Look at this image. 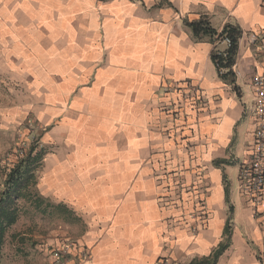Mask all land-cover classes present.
Returning <instances> with one entry per match:
<instances>
[{
	"label": "crops",
	"instance_id": "0c3cea01",
	"mask_svg": "<svg viewBox=\"0 0 264 264\" xmlns=\"http://www.w3.org/2000/svg\"><path fill=\"white\" fill-rule=\"evenodd\" d=\"M199 18L242 31L233 85L184 24ZM262 30L264 0H0V92L21 99L6 113L42 129L38 191L77 219L86 264H192L228 223L216 264H264V231L226 197L223 167L248 155Z\"/></svg>",
	"mask_w": 264,
	"mask_h": 264
},
{
	"label": "rangeland",
	"instance_id": "374dc122",
	"mask_svg": "<svg viewBox=\"0 0 264 264\" xmlns=\"http://www.w3.org/2000/svg\"><path fill=\"white\" fill-rule=\"evenodd\" d=\"M18 100L21 99L15 100L13 96L5 99V94L0 92V195L4 192L7 173L14 169L16 162L25 156L31 146L36 147L43 132L31 115L26 116L23 122L8 116L5 108L17 106ZM249 102L246 105H250ZM248 114L249 112L246 116ZM244 146H240L243 151ZM243 158L244 153L238 160L223 166L234 203L242 199L239 193L238 169L244 161ZM38 174L39 170L36 172L34 169L25 174V178L30 177V181L16 199L17 221L6 231L0 264H79L81 259L79 256L74 257L73 251L67 257L60 255L64 242H73L75 239L69 225L77 226V219L71 213L48 208L45 203L38 209L33 205V197L28 199L34 192H39ZM193 218H196V214L187 211L184 219ZM227 225L230 226V223Z\"/></svg>",
	"mask_w": 264,
	"mask_h": 264
},
{
	"label": "trees",
	"instance_id": "16d2710c",
	"mask_svg": "<svg viewBox=\"0 0 264 264\" xmlns=\"http://www.w3.org/2000/svg\"><path fill=\"white\" fill-rule=\"evenodd\" d=\"M184 24L188 26L194 37L199 38L201 36H208L214 42L215 39L227 38L230 42L229 47L224 51L225 57L218 56L216 52L212 51L211 60L216 68L218 76L221 80L231 85L234 84V75L231 71V67L234 65L235 56L237 52L238 41L242 36V31L236 25H226L221 32L217 33L210 26L209 22L205 18H199L195 21H184ZM223 71V73H220ZM31 146L24 157L20 158L14 169L10 170L5 176L4 181V192L0 195V255L4 244V238L6 231L9 227L13 226L17 221L16 211V199L21 195L22 188L27 187L30 177L25 178V174H28L30 170L34 169L36 172L42 165V159L44 158L45 152L43 149ZM37 149V151H36ZM225 194L228 197L227 185L225 186ZM34 199L33 205L36 208H40L42 203L46 204V207L51 209H60L63 213L70 214L68 209L63 205H53L47 199L43 198L39 192H34L32 196ZM228 199V198H227ZM229 228H225V243L218 246V248L208 258L194 261L192 264H216L217 259L228 247L229 240Z\"/></svg>",
	"mask_w": 264,
	"mask_h": 264
},
{
	"label": "built area",
	"instance_id": "2783aa9c",
	"mask_svg": "<svg viewBox=\"0 0 264 264\" xmlns=\"http://www.w3.org/2000/svg\"><path fill=\"white\" fill-rule=\"evenodd\" d=\"M250 39L249 45L257 50L264 62V30L251 34ZM214 43V52L225 57L224 51L229 47V40L215 39ZM218 46H223L224 49H219ZM231 71L234 75L239 74L234 65ZM249 89L253 129L248 144V155L238 169L239 193L243 203L257 220L259 228L264 231V66L261 73L250 78ZM61 249L60 255L66 257L72 251H77L81 259L79 264H86L89 259L87 250L79 248L76 242L65 241Z\"/></svg>",
	"mask_w": 264,
	"mask_h": 264
}]
</instances>
